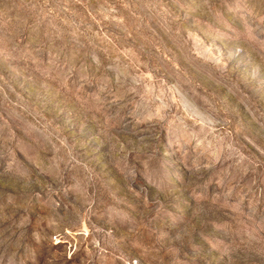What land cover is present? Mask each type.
<instances>
[{
  "label": "rangeland",
  "instance_id": "1",
  "mask_svg": "<svg viewBox=\"0 0 264 264\" xmlns=\"http://www.w3.org/2000/svg\"><path fill=\"white\" fill-rule=\"evenodd\" d=\"M0 264H264V0H0Z\"/></svg>",
  "mask_w": 264,
  "mask_h": 264
}]
</instances>
